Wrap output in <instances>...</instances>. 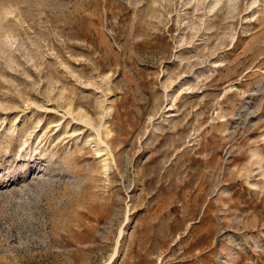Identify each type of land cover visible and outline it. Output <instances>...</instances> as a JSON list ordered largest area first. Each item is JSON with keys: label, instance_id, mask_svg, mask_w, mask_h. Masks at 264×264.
<instances>
[{"label": "rangeland", "instance_id": "obj_1", "mask_svg": "<svg viewBox=\"0 0 264 264\" xmlns=\"http://www.w3.org/2000/svg\"><path fill=\"white\" fill-rule=\"evenodd\" d=\"M0 264H264V0H0Z\"/></svg>", "mask_w": 264, "mask_h": 264}, {"label": "bare ground", "instance_id": "obj_2", "mask_svg": "<svg viewBox=\"0 0 264 264\" xmlns=\"http://www.w3.org/2000/svg\"><path fill=\"white\" fill-rule=\"evenodd\" d=\"M101 140L99 139V142H100Z\"/></svg>", "mask_w": 264, "mask_h": 264}]
</instances>
